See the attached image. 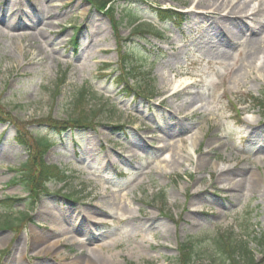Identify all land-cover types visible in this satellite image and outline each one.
<instances>
[{
	"label": "rangeland",
	"instance_id": "374dc122",
	"mask_svg": "<svg viewBox=\"0 0 264 264\" xmlns=\"http://www.w3.org/2000/svg\"><path fill=\"white\" fill-rule=\"evenodd\" d=\"M196 1L117 0L118 39L110 15L89 0H0V200L21 199L0 204V264H179L178 245L188 239L197 261L210 264L219 235H264V119L249 101L264 90V51L251 58L245 38L229 53L204 44L207 23L188 15ZM259 2L251 0L249 14ZM160 7L185 13L183 22L162 21ZM132 18L151 32L137 33ZM120 44L152 71L155 98L123 90ZM83 88L87 109L98 113L94 126L43 122L74 115ZM15 120L54 142L46 160L69 175L36 203L12 182L27 158ZM176 123L185 124L170 135L177 152L157 151L161 132ZM25 213L32 222L19 223ZM60 239L61 256L51 248ZM40 243L48 252L37 254ZM251 247L264 264L257 242Z\"/></svg>",
	"mask_w": 264,
	"mask_h": 264
},
{
	"label": "trees",
	"instance_id": "16d2710c",
	"mask_svg": "<svg viewBox=\"0 0 264 264\" xmlns=\"http://www.w3.org/2000/svg\"><path fill=\"white\" fill-rule=\"evenodd\" d=\"M95 8L109 14L115 31L119 34L120 19L117 18V6L115 2L117 0H89ZM161 18L166 20H176L181 15L173 9H157ZM137 18L131 19V24L136 23ZM137 33L140 31L143 34L150 32V27L147 29H142V26H138L136 29ZM158 32V31H157ZM122 47V46H121ZM119 49L120 62H119V72L120 77H122V83L125 86V91L128 94L136 93L140 96L153 98L155 94L154 79L151 76L150 71H146L145 64L134 62L130 53H125L122 48ZM140 75H145L142 79ZM63 75L60 78L61 84L63 83ZM134 80L132 85L131 80ZM147 82H145V80ZM88 96V89L83 88L81 92L75 97L74 102V115H70L66 120V124L70 126H89L94 121V118L98 117V113L95 110H88L85 101ZM252 101L255 102L257 107L262 109L264 114V90L262 91V96L258 98H253ZM4 115V113L1 112ZM51 116V115H50ZM1 119V118H0ZM2 120H4L2 118ZM43 122H51L54 124H61L53 121L52 117ZM18 129V142L25 146L29 152V157L24 163L23 176L21 179H16L26 186V189L30 191L31 197L37 201L42 192L49 191L48 184L55 180L60 179L62 181H67L68 174L60 169L57 165H51L46 161V154L48 150L52 147L54 142L47 136H34L32 133L29 134L27 128L29 125L25 126L18 120L13 122ZM63 123L62 125H64ZM8 202H16L14 199H8L6 201H0L1 203L8 204ZM13 205L9 203V207ZM20 222L22 220H30L28 214H24L19 218ZM14 222L7 221L6 226L3 227H14L12 226ZM19 228V225H18ZM246 239H237L236 237L228 234H221L215 239V251L216 255H212L210 264H256V252L251 247L252 240L257 242V245L261 248V253L264 257V235L260 236L258 233L246 234ZM179 264H203L199 263L200 253L196 251L195 244L192 241H187L182 243L179 248ZM200 261V260H199ZM132 264V263H131Z\"/></svg>",
	"mask_w": 264,
	"mask_h": 264
},
{
	"label": "bare ground",
	"instance_id": "6f19581e",
	"mask_svg": "<svg viewBox=\"0 0 264 264\" xmlns=\"http://www.w3.org/2000/svg\"><path fill=\"white\" fill-rule=\"evenodd\" d=\"M251 5V0H240L237 3L231 0H197L194 5H190L188 10V15L191 19H194V22L200 24V22H206V33L202 35V42L207 45H212L218 48L225 53L231 52L234 48L239 46V41L242 38H245L249 46L254 49V52L250 55L251 58H256L258 53L264 51V0H260L258 6L253 8L252 13H248V8ZM206 13H200L204 12ZM224 13V14H223ZM178 56H174L172 59L176 60ZM191 82L185 79L175 80L172 90L179 91L182 87L190 85ZM184 123H176L173 126H168L161 132L160 141L162 142V147L157 148V151L162 149L169 148V150L177 152V146L173 143L172 138L170 137L171 133L176 132L184 128ZM201 135L204 134L203 129L200 132ZM194 146L196 148L197 140L192 139ZM195 150V149H194ZM196 151V150H195ZM202 163L205 162L204 156L200 158ZM226 166L224 169H227ZM230 169V168H229ZM244 172H242V175ZM223 180L228 181V176L223 175ZM231 179L228 183H231ZM242 181V180H241ZM256 185V181L252 182ZM254 187V186H253ZM125 212H129L125 207L122 208ZM130 223L133 228L139 229L143 226L142 222L137 220V218L131 214ZM93 218V216H91ZM148 222L151 221V218H147ZM93 219H90V222ZM58 231V229L56 228ZM55 229H52V232H57ZM43 236L40 234L36 235V241L41 242ZM62 239L60 241L54 242L52 244L55 254L62 255L61 251L58 248H62L61 245ZM43 243L39 244L40 251L37 254L48 252L47 248H42ZM85 244V243H84ZM38 248V249H39ZM50 248V246H49ZM96 264V261H94ZM87 261L86 264H94Z\"/></svg>",
	"mask_w": 264,
	"mask_h": 264
}]
</instances>
